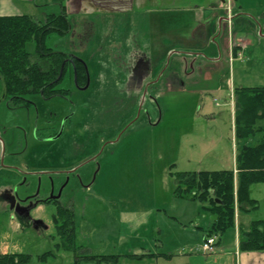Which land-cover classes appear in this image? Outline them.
Returning a JSON list of instances; mask_svg holds the SVG:
<instances>
[{
  "label": "rangeland",
  "instance_id": "obj_1",
  "mask_svg": "<svg viewBox=\"0 0 264 264\" xmlns=\"http://www.w3.org/2000/svg\"><path fill=\"white\" fill-rule=\"evenodd\" d=\"M261 1L251 0L253 9L238 17L241 11L231 8V25L226 18L217 43L204 52L216 54L215 61L189 59L195 72L182 85L169 81L175 67H184L178 51L151 57L149 82L139 88L131 60L111 46L116 32L109 26L86 35L78 50L69 33L46 40L48 48L85 62L86 89L70 69L59 86L69 95L30 96V107L12 108L0 78V249L31 255V264H76L55 224L58 205L47 203L58 200L74 210L83 255L118 256V264H223L221 252L201 251L214 216L206 204L176 196L171 173L234 170L242 147L257 144L258 137L236 140L233 102L235 88L264 87ZM181 2L180 9L197 3ZM41 11L32 17L44 22L54 10ZM232 39L244 46L231 60ZM27 50L33 54L35 44ZM251 197L258 208L242 219L263 220L264 184L253 185ZM22 220L30 226L18 228ZM234 230L222 234V245Z\"/></svg>",
  "mask_w": 264,
  "mask_h": 264
},
{
  "label": "trees",
  "instance_id": "obj_2",
  "mask_svg": "<svg viewBox=\"0 0 264 264\" xmlns=\"http://www.w3.org/2000/svg\"><path fill=\"white\" fill-rule=\"evenodd\" d=\"M70 23L66 14L48 15L40 22L29 15L0 16V78L4 83L5 98L12 108L30 107L27 98L40 95L46 99L56 95H69L60 88L70 69L78 88L86 89L89 73L85 62L76 56L48 48L46 40L57 33L66 34ZM35 44L29 53L27 44ZM235 137L250 140L258 137L255 146L244 145L236 156L235 170L172 172L175 194L199 201L204 209L216 217L207 236H221L234 228L236 212H250L258 208L251 197L255 184H264V87L234 89ZM175 165H172L173 169ZM55 224L62 244L76 253V264L91 261L94 264H118V256H87L76 245V221L73 208L64 207L58 200ZM30 223L22 222L29 227ZM245 239L240 241L242 252L264 251V220L251 222ZM219 244V241H218ZM83 250V251H82ZM27 254H2L0 264H31Z\"/></svg>",
  "mask_w": 264,
  "mask_h": 264
},
{
  "label": "crops",
  "instance_id": "obj_3",
  "mask_svg": "<svg viewBox=\"0 0 264 264\" xmlns=\"http://www.w3.org/2000/svg\"><path fill=\"white\" fill-rule=\"evenodd\" d=\"M196 1L197 3H191L186 9H180L181 0H0V16L26 15L23 12L29 10L27 12L37 17L43 9L45 11L43 14H47L49 8H53L54 15L65 13L70 23V29L66 34L71 35L73 43L78 46L77 50L80 49V44L84 46L86 35L91 34L93 38L99 29L109 26L112 33L116 32V41L112 42L111 46L115 51L122 53L123 57L120 58H125L126 62L131 60L129 69H132L134 75L133 82L142 89L149 82L146 76L151 74V57L166 59L180 51L181 55L178 58L183 60L184 67L180 69V64L178 68L175 67L173 71L175 73H172L169 81L182 85L191 81L190 78L195 72L193 69L189 73L188 60L194 58L196 61L205 57L204 52L207 49L209 51L208 46L212 41L217 43L215 37L219 35L226 18L228 22L224 0ZM249 2L251 0H230L231 8L241 11L236 17L253 9L248 6H254V2L250 4ZM260 5L264 6L262 1ZM262 10L264 12V9ZM232 44L236 45L233 39ZM233 46H230L231 50L229 49L231 60L232 55L236 57L240 54L244 45L235 46V50ZM154 53H158L159 57ZM72 55L75 56L74 53ZM216 56L213 54L205 58L215 61ZM160 70L159 76L164 75L166 69ZM162 78L163 76L158 82H161ZM242 214L250 216L251 212L247 213L242 209L236 212L235 226L232 228L235 230L230 241L226 239L224 245L222 235L219 237L216 253H221L217 256L225 257L223 264H264V251H240V241L245 239L244 234L253 222V219L243 220ZM22 222L23 220L20 225L18 224V228L23 226ZM206 236L205 233L203 240ZM0 252L6 254L2 249ZM216 262L217 260L213 263Z\"/></svg>",
  "mask_w": 264,
  "mask_h": 264
},
{
  "label": "built area",
  "instance_id": "obj_4",
  "mask_svg": "<svg viewBox=\"0 0 264 264\" xmlns=\"http://www.w3.org/2000/svg\"><path fill=\"white\" fill-rule=\"evenodd\" d=\"M226 6L229 12V24H231V10H230V0H227ZM217 238L216 237H206L204 243L201 246V251L204 254H213L216 251Z\"/></svg>",
  "mask_w": 264,
  "mask_h": 264
},
{
  "label": "water",
  "instance_id": "obj_5",
  "mask_svg": "<svg viewBox=\"0 0 264 264\" xmlns=\"http://www.w3.org/2000/svg\"><path fill=\"white\" fill-rule=\"evenodd\" d=\"M59 135H60V134H59ZM57 137H58V136H57ZM57 137H56V138H57ZM213 220H216V217H213Z\"/></svg>",
  "mask_w": 264,
  "mask_h": 264
},
{
  "label": "flooded vegetation",
  "instance_id": "obj_6",
  "mask_svg": "<svg viewBox=\"0 0 264 264\" xmlns=\"http://www.w3.org/2000/svg\"><path fill=\"white\" fill-rule=\"evenodd\" d=\"M8 105H9V103H8ZM18 108V107H17ZM24 221V220H23ZM25 222V221H24ZM27 223V222H26Z\"/></svg>",
  "mask_w": 264,
  "mask_h": 264
}]
</instances>
